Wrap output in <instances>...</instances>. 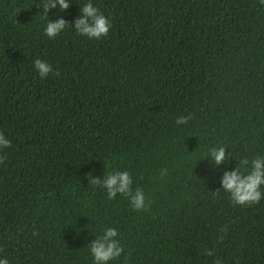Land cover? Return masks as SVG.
Wrapping results in <instances>:
<instances>
[{
	"label": "trees",
	"instance_id": "obj_1",
	"mask_svg": "<svg viewBox=\"0 0 264 264\" xmlns=\"http://www.w3.org/2000/svg\"><path fill=\"white\" fill-rule=\"evenodd\" d=\"M43 2L0 0V257L93 264L91 241L113 227L123 252L108 264H264V198L233 204L220 183L264 155V4L93 0L111 28L89 39L71 27L85 0L49 8L67 22L54 38ZM113 169L147 208L89 183Z\"/></svg>",
	"mask_w": 264,
	"mask_h": 264
},
{
	"label": "clouds",
	"instance_id": "obj_2",
	"mask_svg": "<svg viewBox=\"0 0 264 264\" xmlns=\"http://www.w3.org/2000/svg\"><path fill=\"white\" fill-rule=\"evenodd\" d=\"M264 4V0H260ZM71 0H44L42 9L43 16L47 19L44 27V34L49 38H54L61 34L67 25V22L61 17L56 20H49L47 12L49 8H59L60 11L66 10ZM75 32L89 39H100L107 36L111 28V21L107 18L93 3V0H85L80 6V15L71 25ZM34 68L41 79H44L53 72V67L47 61L39 58L33 61ZM189 116H178L176 125L186 124ZM11 141L7 136L0 132V149L7 148ZM207 155L211 157L212 163L216 166L224 163L227 159V153L223 146L214 147L208 150ZM0 156V162L3 161ZM165 172L161 169V175ZM90 176V173H89ZM89 183L93 186L103 187L107 192L109 200L116 197L117 193L128 198L130 206L134 210L147 208L146 195L140 187L132 189V177L127 170H108L105 171L103 178H90ZM224 192L228 193L231 202L236 205H251L258 203L264 198V155H258L249 160L244 158L230 171H225L220 180ZM118 232L113 227H106L102 235H97L89 245V252L92 256L93 264H108L118 258L123 252L119 241L115 239ZM207 255L212 256L213 252L205 249ZM0 264H9L6 257H0ZM215 264H222L217 258Z\"/></svg>",
	"mask_w": 264,
	"mask_h": 264
}]
</instances>
